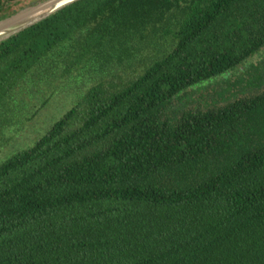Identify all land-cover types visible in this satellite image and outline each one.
Here are the masks:
<instances>
[{"label":"trees","instance_id":"16d2710c","mask_svg":"<svg viewBox=\"0 0 264 264\" xmlns=\"http://www.w3.org/2000/svg\"><path fill=\"white\" fill-rule=\"evenodd\" d=\"M263 53L264 0H80L2 41L0 145L81 99L0 163V264H264L261 70L168 112Z\"/></svg>","mask_w":264,"mask_h":264},{"label":"rangeland","instance_id":"374dc122","mask_svg":"<svg viewBox=\"0 0 264 264\" xmlns=\"http://www.w3.org/2000/svg\"><path fill=\"white\" fill-rule=\"evenodd\" d=\"M46 1L48 0H16L15 3L5 7L4 0H0V14L9 13V16H12L27 6ZM249 64L252 65V68L249 70H247V67L243 71L234 70L227 76L219 77L217 80L194 88L187 96L185 94L182 95L172 103L168 112H172L185 104H189L190 107L195 104H197V107H206L207 101L212 105L215 98L219 96H221L219 99H223L222 103H226L225 101L227 100L231 101L251 94L250 90H254L255 88L249 86L248 81L252 78L255 80L253 82L259 81H256L253 77L256 69L261 70L264 78V53L262 56L252 58ZM75 85H78V83ZM260 87L264 89L263 82L260 84ZM75 91V89L68 87L67 90H60L59 93L55 92L48 104L43 107L41 98L44 96H40L39 99H33L37 101L28 107L29 110L27 112L29 114L27 113V116L32 115V113L36 115L32 119L21 118L20 122H13V125H10L6 132L7 141L3 145H0V163L10 157L12 153L30 146L36 138L38 139V137L45 134L54 122L63 117L66 111L81 99L80 93H76Z\"/></svg>","mask_w":264,"mask_h":264},{"label":"water","instance_id":"95a60500","mask_svg":"<svg viewBox=\"0 0 264 264\" xmlns=\"http://www.w3.org/2000/svg\"><path fill=\"white\" fill-rule=\"evenodd\" d=\"M78 1L80 0L38 2V4L27 6L15 15L0 20V43Z\"/></svg>","mask_w":264,"mask_h":264},{"label":"flooded vegetation","instance_id":"af4514ba","mask_svg":"<svg viewBox=\"0 0 264 264\" xmlns=\"http://www.w3.org/2000/svg\"><path fill=\"white\" fill-rule=\"evenodd\" d=\"M15 1L16 0H4V3H5L4 5H5V7H7L8 5L15 3Z\"/></svg>","mask_w":264,"mask_h":264}]
</instances>
